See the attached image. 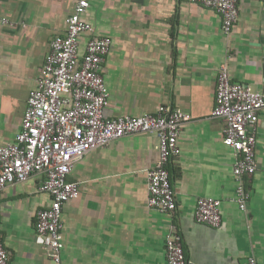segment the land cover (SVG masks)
Listing matches in <instances>:
<instances>
[{"label": "crops", "instance_id": "obj_1", "mask_svg": "<svg viewBox=\"0 0 264 264\" xmlns=\"http://www.w3.org/2000/svg\"><path fill=\"white\" fill-rule=\"evenodd\" d=\"M75 0H0V145L13 141L27 98L56 35L64 34ZM83 19L110 38L101 65L109 92L107 117L140 116L160 104L187 112L180 153L167 165L176 209L147 205V172L158 158L155 133L112 140L76 160L68 175L79 195L61 208V264H168L165 238L176 226L188 264H264V108L256 126V169L244 178L245 209L236 201L234 151L223 142L224 121L211 117L218 71L264 90V0H238L230 33L220 15L180 0H89ZM91 35L79 37L82 54ZM43 173L0 192V235L9 264H53L35 242V217L51 196ZM220 200L221 224L194 217L196 200Z\"/></svg>", "mask_w": 264, "mask_h": 264}, {"label": "built area", "instance_id": "obj_2", "mask_svg": "<svg viewBox=\"0 0 264 264\" xmlns=\"http://www.w3.org/2000/svg\"><path fill=\"white\" fill-rule=\"evenodd\" d=\"M180 1L216 11L225 34L231 32L237 20L238 0ZM88 6L89 0H75L65 20L64 34L56 35L50 42L36 86L27 98L19 132L13 141L0 145V192L33 173L44 175L39 189L49 193L51 202L36 213L35 242L46 249L53 264H61L62 205L79 195L77 182L68 179L74 162L125 135L155 133L158 158L147 172V205L162 213L172 212L176 209V196L167 165L180 153L178 135L191 119L189 113L167 104H160L155 112L140 116H105L109 92L101 65L111 40L93 34V26L83 19ZM9 23L8 17L0 13V25ZM82 33L91 36L80 54ZM263 108L264 90L256 91L246 83L231 81L226 66L222 65L217 75L211 117L224 121L223 142L237 155L233 163L235 194L243 210L249 197L243 179L251 178L256 169V126ZM194 217L198 222L218 227L220 200L199 197ZM165 254L168 264H188L182 236L174 225L165 238ZM8 260L9 252L0 235V264H9ZM246 264H257L256 259L249 256Z\"/></svg>", "mask_w": 264, "mask_h": 264}]
</instances>
